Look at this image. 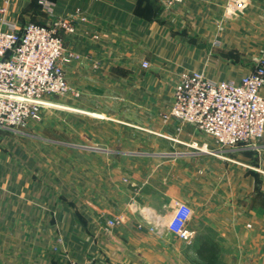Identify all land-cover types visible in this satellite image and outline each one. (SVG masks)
I'll use <instances>...</instances> for the list:
<instances>
[{
  "label": "crops",
  "instance_id": "1",
  "mask_svg": "<svg viewBox=\"0 0 264 264\" xmlns=\"http://www.w3.org/2000/svg\"><path fill=\"white\" fill-rule=\"evenodd\" d=\"M6 6L20 29L77 10L87 22L66 41L80 97L48 96L43 126H0V264H191L201 235L219 264H264V137L225 150L169 116L181 73L238 84L264 61V0ZM176 202L193 209L190 242L167 228Z\"/></svg>",
  "mask_w": 264,
  "mask_h": 264
},
{
  "label": "built area",
  "instance_id": "2",
  "mask_svg": "<svg viewBox=\"0 0 264 264\" xmlns=\"http://www.w3.org/2000/svg\"><path fill=\"white\" fill-rule=\"evenodd\" d=\"M162 1L171 10L186 0ZM0 12V126L21 132L29 122L41 120L43 109L51 106L46 101L48 96H80L65 71L80 57L66 41L87 18L80 10L62 17L51 14L44 25L29 23L20 29L6 19L7 6ZM263 86L264 61L238 84L214 82L195 71L184 72L174 89L169 116L211 136L221 149L252 147L264 137ZM192 216L189 205L176 202L168 230L190 242ZM121 222L122 217L110 219L107 227Z\"/></svg>",
  "mask_w": 264,
  "mask_h": 264
},
{
  "label": "trees",
  "instance_id": "3",
  "mask_svg": "<svg viewBox=\"0 0 264 264\" xmlns=\"http://www.w3.org/2000/svg\"><path fill=\"white\" fill-rule=\"evenodd\" d=\"M197 260H191V264H219L221 254L220 246L210 237L201 235L197 239Z\"/></svg>",
  "mask_w": 264,
  "mask_h": 264
},
{
  "label": "rangeland",
  "instance_id": "4",
  "mask_svg": "<svg viewBox=\"0 0 264 264\" xmlns=\"http://www.w3.org/2000/svg\"><path fill=\"white\" fill-rule=\"evenodd\" d=\"M66 46H67V44H66ZM75 89V88H74ZM75 90H77V89H75ZM78 91V90H77ZM79 92V91H78ZM79 94H80V92H79ZM57 97V96H56ZM80 97V96H79ZM44 110V109H43ZM170 110H171V108H170ZM41 121V122H40ZM40 121H37V122H40V123H38V124H40V125H44V121H43V118H41V120ZM31 122H34V121H31ZM31 122H29V124L27 125V127L26 128H24V129H22V131L24 132V131H26L28 128H29V125H30V123ZM72 168H75V167H72ZM75 169H77V167L75 168ZM188 228H189V226H188Z\"/></svg>",
  "mask_w": 264,
  "mask_h": 264
}]
</instances>
